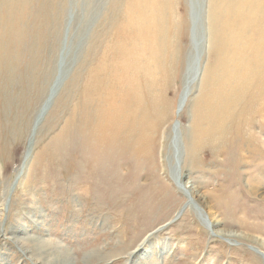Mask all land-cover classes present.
<instances>
[{
	"label": "rangeland",
	"instance_id": "obj_1",
	"mask_svg": "<svg viewBox=\"0 0 264 264\" xmlns=\"http://www.w3.org/2000/svg\"><path fill=\"white\" fill-rule=\"evenodd\" d=\"M104 3L0 0V264H264L263 109L253 108L249 126L219 128L221 139L203 121L188 155L194 105L216 62L212 0H171L166 64L149 80L159 103L148 118L160 124L128 152L92 147L102 132H82L79 122L82 67ZM212 104L210 114L224 110ZM206 107L204 99L196 112ZM139 150L146 156L137 161Z\"/></svg>",
	"mask_w": 264,
	"mask_h": 264
},
{
	"label": "bare ground",
	"instance_id": "obj_2",
	"mask_svg": "<svg viewBox=\"0 0 264 264\" xmlns=\"http://www.w3.org/2000/svg\"><path fill=\"white\" fill-rule=\"evenodd\" d=\"M119 2L110 0V4H103V18L106 20L94 39L93 51L88 53L82 67L78 91L79 122L83 124L82 132H102L101 138L93 137L88 141L89 145L95 142L92 147L103 143L108 148L128 152L136 145L144 146L146 131L153 133L160 124L158 120L155 126L148 118L159 103L153 96L157 93L158 83L149 80L159 67L161 69L166 64L163 38L172 6L171 0ZM194 10L195 6L192 11L195 23L198 14ZM106 12L108 15L104 16ZM212 13V48L216 62L208 70L212 79L210 86L208 76L205 75L206 90L194 105L193 118L199 120L198 128H192L188 144V155L191 157L201 143L200 123L203 121H206L205 129H201L221 139L219 128L225 126V130H228L240 123L249 126L248 117L253 114V108L264 111V0H212ZM173 25L176 27V24ZM193 38L197 36L193 35ZM201 48L199 44L192 63L199 60ZM60 79L55 81L45 106H48L59 87ZM216 88L220 90L218 94L214 92ZM220 97L226 101H220ZM186 98L187 94L183 96L179 110ZM204 99L207 113L196 112ZM213 102H220L224 110L215 115L210 114ZM262 117L264 123V112ZM175 124L179 125L178 119ZM128 133H136L138 138L129 141L126 138ZM226 135L227 132L223 137ZM245 148L246 145L243 150ZM251 151H254L253 147ZM141 156H146V153L143 150L137 151V161ZM92 157L98 159L94 154ZM91 159L88 158V163ZM87 165L95 166L93 163ZM172 171L176 180L182 184L180 170L172 167ZM190 183L186 181L188 193L194 189ZM5 209L6 202L3 203L2 215ZM16 230L23 231L19 227ZM16 239L19 242H23V239L31 242L34 236H18ZM149 249L150 245L144 250Z\"/></svg>",
	"mask_w": 264,
	"mask_h": 264
}]
</instances>
